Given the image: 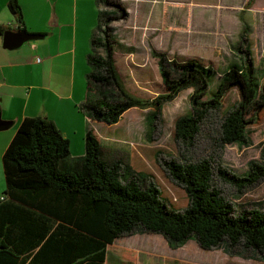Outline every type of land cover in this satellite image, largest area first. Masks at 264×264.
Segmentation results:
<instances>
[{
	"label": "trees",
	"instance_id": "trees-1",
	"mask_svg": "<svg viewBox=\"0 0 264 264\" xmlns=\"http://www.w3.org/2000/svg\"><path fill=\"white\" fill-rule=\"evenodd\" d=\"M98 2L123 12L115 3ZM7 7L21 24L18 1L9 0ZM106 17V12L99 13L87 55L90 71L81 109L93 121L114 126L128 110L148 109L145 127L151 137L162 107L181 91L192 89L190 112L173 124L175 143L189 149L200 125L222 109L225 93L234 88L239 101L219 123L218 147L247 143L248 127L264 117V71L258 77L245 48L250 32L244 18L238 44L232 49L240 61L230 63L217 91L204 100L215 71L193 59L167 60L154 50L164 90L153 99L132 95L118 73L108 33L101 28ZM4 31L0 28V35ZM100 140L89 130L85 155L75 166L63 168L71 155L69 142L55 125L41 117L20 122L2 157L6 188L0 200V264H109L110 260L134 264L133 255L113 243L136 232L160 234L171 249L194 238L203 250L223 248L229 257L264 261V209L236 212L213 181L215 177L239 192L255 185L264 179V147L262 160L250 162L244 176L219 164L214 171L213 156L194 162L162 161L167 176L188 199L179 210L162 196L150 174L120 160L105 162Z\"/></svg>",
	"mask_w": 264,
	"mask_h": 264
},
{
	"label": "crops",
	"instance_id": "crops-1",
	"mask_svg": "<svg viewBox=\"0 0 264 264\" xmlns=\"http://www.w3.org/2000/svg\"><path fill=\"white\" fill-rule=\"evenodd\" d=\"M8 1L0 0V28L5 30L0 35V121L8 124L0 130V198L6 188L2 157L25 118L49 120L68 140L73 160L64 161L63 168L75 166L85 155L84 139L89 130L110 143L115 140L96 130L95 124L99 123L81 109L90 71L87 55L99 13H104L103 4L98 0H17L23 13L19 24L7 7ZM119 1L128 15L122 25L129 29L134 42L148 41L157 53L165 44L175 51L189 46L197 58L207 60L240 61L232 49L239 41L242 17L250 32L245 48L255 63L253 49L262 33L258 21L264 24L263 0H253L251 5L250 0ZM249 16L254 17L255 24L249 25ZM6 32L40 37L14 49L5 45ZM8 39V46H13L14 37ZM113 50L117 54L114 45ZM126 52L134 54L133 50ZM113 246L130 252L134 264L264 263L243 256L229 257L223 248L203 250L194 238L171 249L161 235L141 232L120 237ZM109 264L119 263L110 260Z\"/></svg>",
	"mask_w": 264,
	"mask_h": 264
},
{
	"label": "rangeland",
	"instance_id": "rangeland-1",
	"mask_svg": "<svg viewBox=\"0 0 264 264\" xmlns=\"http://www.w3.org/2000/svg\"><path fill=\"white\" fill-rule=\"evenodd\" d=\"M107 4H117L123 10L118 11L112 5L101 6L107 17L102 21V30L107 31L109 41L114 45L117 54H113L118 73L125 87L132 95L140 98L153 99L161 94L164 87L161 83L160 71L157 58L153 57L152 49L147 42H134L133 36L124 28L122 21L127 20L128 15L119 0H107ZM264 1V0H263ZM249 25L255 24L253 16L247 18ZM261 20L258 21V27L264 34ZM127 29V30H126ZM260 34L259 42L253 49V60L258 77L264 71V35ZM102 37L104 36L101 32ZM167 60L182 61L196 60L202 66H209L215 74L211 81L208 94L204 100L208 99L217 91L220 80L223 78L232 61L207 60L206 58H197L194 49L189 46L182 47L180 50H173L172 46L162 45ZM133 50L130 55L126 51ZM258 50L262 54H258ZM238 55V54H237ZM240 56V55H238ZM251 57V56H250ZM252 58V57H251ZM260 60V61H259ZM260 62V63H259ZM192 89L181 91L172 101L162 107L161 120H157L154 125V131L151 137L146 132V119L148 109H130L128 110L116 126H107L103 123L95 124L96 130L103 132L106 137H113L114 142L100 140L103 149L102 159L105 162H114L117 160L123 163H129L137 171H145L150 174L154 181L160 186L162 196L171 202L179 210H183L188 199L185 191L174 184L167 176L168 173L161 164L162 161L175 160L184 162L188 159L192 162L204 158L214 157V171L216 165L228 169L232 174L244 176L249 171V163L262 160L264 147V117L258 124L247 129V143L242 145H226L222 149L218 147V126L224 114L239 101L238 91L231 89L225 93L222 100V109L215 114H210L200 125L199 134L195 142L189 149L181 148L173 139V124L179 116L190 112L191 104L189 97ZM70 157L66 160L72 162ZM76 160V159H75ZM215 186L222 191V195L231 202L236 212L243 209L247 211L253 209H264V179L259 180L250 188H245L239 192L235 187L222 183L213 177ZM160 235V234H158ZM264 264V263H263Z\"/></svg>",
	"mask_w": 264,
	"mask_h": 264
},
{
	"label": "water",
	"instance_id": "water-1",
	"mask_svg": "<svg viewBox=\"0 0 264 264\" xmlns=\"http://www.w3.org/2000/svg\"><path fill=\"white\" fill-rule=\"evenodd\" d=\"M14 37L15 39V44L13 46H8V38L10 37ZM40 36H31V35H27L25 32L20 33V34H14L13 32H6L4 34V40H5V45L8 48L13 47L14 49L18 48L19 46H21L23 43H26L27 41H33L35 39H38ZM8 126V124L6 122L0 121V130L5 129Z\"/></svg>",
	"mask_w": 264,
	"mask_h": 264
},
{
	"label": "built area",
	"instance_id": "built-area-1",
	"mask_svg": "<svg viewBox=\"0 0 264 264\" xmlns=\"http://www.w3.org/2000/svg\"><path fill=\"white\" fill-rule=\"evenodd\" d=\"M40 60L39 59H37V62H39ZM0 200H3V198H0Z\"/></svg>",
	"mask_w": 264,
	"mask_h": 264
}]
</instances>
